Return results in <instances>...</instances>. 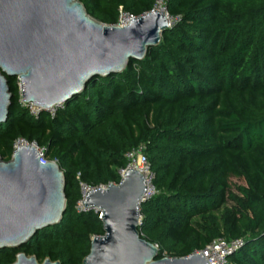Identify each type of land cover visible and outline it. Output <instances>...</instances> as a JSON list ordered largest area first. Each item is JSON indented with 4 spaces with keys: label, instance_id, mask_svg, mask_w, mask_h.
<instances>
[{
    "label": "trees",
    "instance_id": "1",
    "mask_svg": "<svg viewBox=\"0 0 264 264\" xmlns=\"http://www.w3.org/2000/svg\"><path fill=\"white\" fill-rule=\"evenodd\" d=\"M114 26L118 7L137 18L155 0H77ZM172 26L142 61L90 80L51 116L28 114L16 78H6L10 104L0 125V158L22 138L44 148L64 176L60 222L16 250L60 264H81L102 223L78 212L79 185L117 184L142 147L155 194L139 203L140 238L157 258H182L213 240L241 238L225 264H264V0H164ZM239 180V184L232 179ZM230 203V209H223Z\"/></svg>",
    "mask_w": 264,
    "mask_h": 264
},
{
    "label": "water",
    "instance_id": "2",
    "mask_svg": "<svg viewBox=\"0 0 264 264\" xmlns=\"http://www.w3.org/2000/svg\"><path fill=\"white\" fill-rule=\"evenodd\" d=\"M165 29V17L154 9L117 27L90 17L77 0H0V125L10 104L6 78L19 80L21 102L32 110L60 106L90 80L142 61ZM37 158L34 146L0 158V250H16L61 220L63 172ZM144 191L142 173L126 167L117 184L85 193L82 204L99 210L103 235L91 239L81 264H207L201 252L157 258V246L137 230ZM11 264L60 263L18 252Z\"/></svg>",
    "mask_w": 264,
    "mask_h": 264
},
{
    "label": "built area",
    "instance_id": "3",
    "mask_svg": "<svg viewBox=\"0 0 264 264\" xmlns=\"http://www.w3.org/2000/svg\"><path fill=\"white\" fill-rule=\"evenodd\" d=\"M156 3L158 4V9L160 13L163 14V16L166 19L167 28L171 27L173 22H175L177 18L172 19L171 17L168 16V14L166 13L164 0H155L153 9L156 8ZM134 19H135L134 17L129 15L127 12H125L120 6L118 7L117 22L114 26H117V27L125 26L130 20H134ZM16 88H17L19 103L21 104V106L27 109L28 114L32 117H37L41 111H45L49 113L51 116H53L57 108H62V105H60V106H52V107L45 108V109L40 108L37 110H32L31 103L23 104L21 102L20 86H19V80L17 78H16ZM28 146L35 147V152L37 153V156H38L37 159L40 164H44L46 161H49V160H46L44 157V152H45L44 148L37 147L33 142L28 143L22 138H17L16 140H14V142L12 143V151H14L15 149L19 147H28ZM141 152H142V147L138 146L136 149L126 152L125 158L129 161L127 168H130V166L133 164V162L137 158L140 159V169L144 172V182H145L144 184L145 191L142 197V202H143L149 199L150 197H152L155 194V190L151 183L152 175L149 171L148 165L146 161L144 160ZM50 161L55 162V160H50ZM122 172L123 171L119 172L120 176L122 175ZM98 187L104 188V186H98ZM79 188H80V199L76 202V210L78 212H85L88 210H93L94 213L98 214V218L100 219L101 213L99 212V210L95 208L84 207L82 204L85 193L88 192L89 190H92L93 188H90L81 183L79 185ZM138 223H139V220H138ZM242 245H243V240L241 238L230 239V240H223L221 238H218V239L213 240L209 245H207L200 252L202 253V256L206 259L207 264H225L227 256L231 254L232 252L238 250Z\"/></svg>",
    "mask_w": 264,
    "mask_h": 264
},
{
    "label": "bare ground",
    "instance_id": "4",
    "mask_svg": "<svg viewBox=\"0 0 264 264\" xmlns=\"http://www.w3.org/2000/svg\"><path fill=\"white\" fill-rule=\"evenodd\" d=\"M154 10H155L156 12L160 13V11L157 9V7L154 8ZM130 168L135 169V170L141 172V173H142V176H143V182H144V172L140 169V159H139V158H137V159L133 162V164L130 166ZM144 184H145V182H144Z\"/></svg>",
    "mask_w": 264,
    "mask_h": 264
},
{
    "label": "rangeland",
    "instance_id": "5",
    "mask_svg": "<svg viewBox=\"0 0 264 264\" xmlns=\"http://www.w3.org/2000/svg\"><path fill=\"white\" fill-rule=\"evenodd\" d=\"M156 7H157V9H158V4H157V3H156ZM158 10H159V9H158ZM232 181H233V183H235V184H239V183H240L239 180H237L236 178H233ZM230 205H231V204L228 203L227 205L224 206L223 209L229 210V209H230Z\"/></svg>",
    "mask_w": 264,
    "mask_h": 264
}]
</instances>
